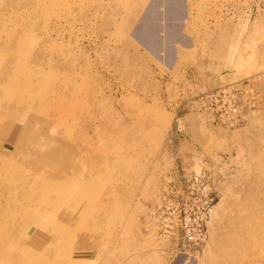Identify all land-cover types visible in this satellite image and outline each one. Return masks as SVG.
I'll return each mask as SVG.
<instances>
[{
    "label": "rangeland",
    "instance_id": "1",
    "mask_svg": "<svg viewBox=\"0 0 264 264\" xmlns=\"http://www.w3.org/2000/svg\"><path fill=\"white\" fill-rule=\"evenodd\" d=\"M235 83L248 115L224 138L190 103ZM8 89L33 104L21 123L41 117L10 152ZM68 94L77 101L58 112ZM0 96V193L67 185L26 210L0 206L4 263L264 264V0H0ZM201 171L216 194L208 239L174 259L153 214L168 183Z\"/></svg>",
    "mask_w": 264,
    "mask_h": 264
},
{
    "label": "built area",
    "instance_id": "2",
    "mask_svg": "<svg viewBox=\"0 0 264 264\" xmlns=\"http://www.w3.org/2000/svg\"><path fill=\"white\" fill-rule=\"evenodd\" d=\"M234 93V99L230 95V105L225 98L229 95L221 90L200 99L201 108L212 118L211 122L217 124L221 117H230L241 123L244 115L242 111L247 105L240 106L239 103H244L241 94L237 90ZM164 195L153 214L158 234L173 242L170 255L174 259L178 256L189 257L208 238L209 213L216 202L211 177L209 173L201 171L180 178L177 182L168 183Z\"/></svg>",
    "mask_w": 264,
    "mask_h": 264
},
{
    "label": "bare ground",
    "instance_id": "3",
    "mask_svg": "<svg viewBox=\"0 0 264 264\" xmlns=\"http://www.w3.org/2000/svg\"><path fill=\"white\" fill-rule=\"evenodd\" d=\"M15 76H16V74H14V77ZM14 87H16V86H14ZM18 88L21 89L20 86H18ZM219 90L224 91V93L229 95V96L225 97L226 101L229 103V105L231 104V102L229 101L230 95L234 99L235 93L234 94H232V93L235 90H237V92L241 94V100H244V97L248 93L247 92L248 89L246 87H243L242 83L241 84L240 83H235L232 86L214 87L213 89H210L208 91L200 93L199 96L197 97V99L193 100L190 103V109L192 110V108H194L196 110V112H194L193 115H202V116H204V119L206 120V122L208 121V123L213 125L211 123L212 118H210L208 116V114L206 112H204V110L201 108L200 99L202 97H204V96L209 95V94H213V92L214 93H218ZM5 93L9 94V99L10 100H8V102H6V104H4L3 116L5 118L7 116L8 118H11V119H13L15 121V122H12L10 124L8 123V125L6 124L8 127L6 128V132L3 134L4 137L6 136V141H4V142H6V144H5L4 148H5V150L7 152H10L16 146L15 144L20 145L21 148H25L28 145V143L25 142V141H30V139L34 138L32 131H30V129H29L30 128V123H31V121L32 122H37V120L41 119V117H39L38 115H35L33 117V119L27 121L26 123L25 122L21 123L18 120L19 114L22 113L25 109L33 107V104H31V99H30L29 95L26 94V91L23 92L22 90H12V89L6 90ZM52 94H53V96L62 97V94L57 92V91H54V92L53 91H49L48 92V96H47V100L52 98ZM0 98H1V96H0ZM76 101H77V99L74 96L68 94L64 98V103L62 105L58 106V108H57L58 112L61 111V109L64 112L66 110V108H70L71 105L74 102H76ZM42 102H43V100L41 98L37 99V103H38L39 106H42L40 104ZM35 105L37 106V104H35ZM198 107H199V109H198ZM228 109L231 110V107H229ZM56 112H57V110H56ZM11 113H16V116L12 117ZM48 113H52V112L49 111ZM48 113L46 112V113H43V114H45V116L47 117ZM249 113H251V111ZM64 114H65V112H64ZM247 115H243L244 119H246ZM76 116H77V114H76ZM62 118H63V120L66 123L69 122V120H67L65 117H62ZM2 121H4V120L0 119V122H2ZM19 123L22 124V127L19 125ZM239 125H240V123H238L237 121H235L234 119H232L230 117H221L219 122L217 123V126H215V127L217 128V131H218L220 136H224V138L225 137H231L232 138V137L235 136L236 131H230L229 128H235V127H237ZM18 130H20V133L18 134V136H16L17 135L16 132ZM20 134H22L21 136L24 137L23 140H22ZM49 135L47 136V139L42 140V141L38 140L36 142L39 148H41L42 145H45V143H47L49 141V138L51 136V135L50 136ZM31 136H33V137H31ZM27 137H29V138H27ZM49 143H50V141H49ZM31 146L33 147V145H31ZM61 152H64L63 155L68 156L69 158L71 157L68 162H70V161H78L77 155L75 154L77 152V145L76 144L70 145V152L69 153L65 152V149H64V151H61ZM61 152H59V153H61ZM55 153H56V155L58 154V152H54L53 151L50 154L49 158L54 157ZM40 158L44 159L43 155ZM4 163H5L4 165L6 166V168L8 167L9 170H12V169L15 170V167H12L13 166L12 163L17 164L14 160H12L11 162H4ZM72 163L73 162H71V164ZM0 168H1V170H3L2 167H0ZM204 172H206V171H204ZM199 173L200 172L195 173V174H199ZM2 175H3V173H1V176ZM32 184L28 185V182H26L24 180L19 181V182H15V183L8 182L6 184V186H4L2 192L0 193V206H2V207L5 206V211H6L9 207H15V205L16 206H20L22 204L21 207L23 208V210H26L27 209V205H28L26 203V200L28 201L29 198H34L36 194H38L37 197L41 200L42 204H44V201L49 200L51 195L59 194L62 191H65L64 190L65 187L67 188V185L64 184V183H57L56 184V183L49 182V184H46L45 182H41V181H38V180H34V182ZM30 185H32V186H30ZM13 191H15L18 194H24L23 199L25 200V202H23L24 200H22V201H19V200L17 201L16 200L15 201L14 198H12V197H11L12 199L6 198L7 193L9 194V193H11ZM56 201H58V202H56L53 205H50L49 209L47 208L46 213L49 215V217L54 214V211L52 210L53 207L57 208V205H62V203L59 202V200H56ZM3 202H4V204H1ZM216 204H219V203L217 202ZM213 207H216V205L215 206L213 205ZM212 212H213V210H212ZM0 214L4 215L6 213L0 212ZM172 249H173V244H172V246L170 248L167 249L169 254H171ZM44 252H46V251H44ZM44 257L45 256L43 255V258ZM4 262L5 261L3 260V256L0 254V264H7V263H4ZM14 263H16V262H14ZM14 263H8V264H14ZM28 263H29V261H28Z\"/></svg>",
    "mask_w": 264,
    "mask_h": 264
}]
</instances>
